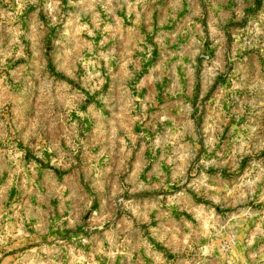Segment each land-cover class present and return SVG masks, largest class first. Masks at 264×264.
<instances>
[{
  "label": "rangeland",
  "instance_id": "rangeland-1",
  "mask_svg": "<svg viewBox=\"0 0 264 264\" xmlns=\"http://www.w3.org/2000/svg\"><path fill=\"white\" fill-rule=\"evenodd\" d=\"M0 264H264V0H0Z\"/></svg>",
  "mask_w": 264,
  "mask_h": 264
}]
</instances>
